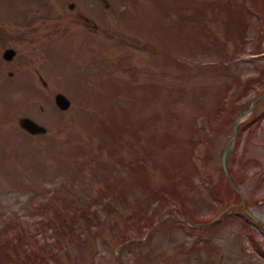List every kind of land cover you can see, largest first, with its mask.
Masks as SVG:
<instances>
[{"label": "rangeland", "instance_id": "obj_1", "mask_svg": "<svg viewBox=\"0 0 264 264\" xmlns=\"http://www.w3.org/2000/svg\"><path fill=\"white\" fill-rule=\"evenodd\" d=\"M243 1L0 0V264H264V15Z\"/></svg>", "mask_w": 264, "mask_h": 264}, {"label": "water", "instance_id": "obj_2", "mask_svg": "<svg viewBox=\"0 0 264 264\" xmlns=\"http://www.w3.org/2000/svg\"><path fill=\"white\" fill-rule=\"evenodd\" d=\"M102 4L104 5H109L110 0H99ZM71 5H73V2H70ZM15 53V47L12 45H7L4 47L2 54L4 57L6 58H11L13 56V54ZM264 94V91L261 92L259 95H257L256 97H254V100L258 97ZM54 99L55 102L60 106V107H67L70 104L71 99L69 98V96L62 90H57L54 93ZM251 106L248 108L250 109ZM247 109V110H248ZM245 110L242 109L238 112L235 120H234V124H233V133H235L236 130V125L238 123V118L239 116L244 112ZM20 124L26 128L27 130L31 131V132H42L46 130V125L40 121H38L37 119H35L34 117H32L31 115L28 114H24L21 115L19 118ZM229 145L226 144L224 146V149L222 151V165H223V169L224 172L226 174V176L228 177V179L230 180L231 183H233L234 186H236L233 182V179L228 171L227 165H226V154L228 151Z\"/></svg>", "mask_w": 264, "mask_h": 264}, {"label": "trees", "instance_id": "obj_3", "mask_svg": "<svg viewBox=\"0 0 264 264\" xmlns=\"http://www.w3.org/2000/svg\"><path fill=\"white\" fill-rule=\"evenodd\" d=\"M249 2H246V1H243L242 3V7L244 9H246L248 12L254 14V13H259V15L261 17H263L264 15V0H247ZM259 16V17H260ZM264 20V19H263ZM250 78L252 79H258V75H251ZM225 178H227L226 174H224V180ZM226 183L224 184H217L215 185V196H216V199L219 201V202H222V204L224 202H226L228 200L227 198V191H237V187L234 186L228 179L225 180ZM168 190L170 191V193H173V187H167ZM175 191V190H174ZM176 192V191H175ZM179 200L182 201V198H180Z\"/></svg>", "mask_w": 264, "mask_h": 264}, {"label": "flooded vegetation", "instance_id": "obj_4", "mask_svg": "<svg viewBox=\"0 0 264 264\" xmlns=\"http://www.w3.org/2000/svg\"><path fill=\"white\" fill-rule=\"evenodd\" d=\"M12 46H13V45H12ZM15 52H16V48H15ZM14 54H15V53H14ZM14 54H13V55H14ZM12 57H13V56H12ZM12 57H11V58H12ZM11 71H12V70H10V72H11Z\"/></svg>", "mask_w": 264, "mask_h": 264}]
</instances>
